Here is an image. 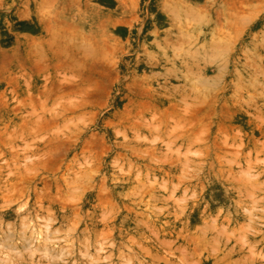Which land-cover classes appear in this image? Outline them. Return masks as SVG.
Here are the masks:
<instances>
[{
  "label": "rangeland",
  "instance_id": "obj_1",
  "mask_svg": "<svg viewBox=\"0 0 264 264\" xmlns=\"http://www.w3.org/2000/svg\"><path fill=\"white\" fill-rule=\"evenodd\" d=\"M44 1L0 0V264H264V0Z\"/></svg>",
  "mask_w": 264,
  "mask_h": 264
},
{
  "label": "crops",
  "instance_id": "obj_2",
  "mask_svg": "<svg viewBox=\"0 0 264 264\" xmlns=\"http://www.w3.org/2000/svg\"><path fill=\"white\" fill-rule=\"evenodd\" d=\"M27 5L29 7L26 9V11L18 8L16 9V11L13 12L12 16L14 18V22L19 25H34L35 23H38V24H42L43 26H48V23H46V19H44L43 17L45 16V14L43 13H45L47 10V5L45 1L44 0H29V4ZM16 38L18 40H15L14 44L19 43L20 37H16ZM27 43H29V41ZM26 53L29 54L30 49H28V51L26 49Z\"/></svg>",
  "mask_w": 264,
  "mask_h": 264
},
{
  "label": "bare ground",
  "instance_id": "obj_3",
  "mask_svg": "<svg viewBox=\"0 0 264 264\" xmlns=\"http://www.w3.org/2000/svg\"><path fill=\"white\" fill-rule=\"evenodd\" d=\"M191 9H193V8H191ZM187 10L189 11V10H190V8H189V9L187 8Z\"/></svg>",
  "mask_w": 264,
  "mask_h": 264
}]
</instances>
